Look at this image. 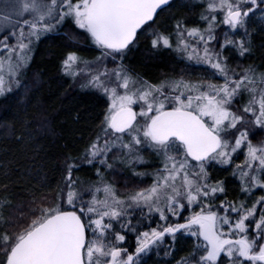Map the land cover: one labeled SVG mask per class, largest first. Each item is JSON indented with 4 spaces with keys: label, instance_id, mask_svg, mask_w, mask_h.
<instances>
[{
    "label": "snow or ice",
    "instance_id": "obj_1",
    "mask_svg": "<svg viewBox=\"0 0 264 264\" xmlns=\"http://www.w3.org/2000/svg\"><path fill=\"white\" fill-rule=\"evenodd\" d=\"M200 4L197 24L174 18L165 30L153 25L172 0H4L3 21L11 28L0 38V98L18 89L25 97L31 92L38 80L22 78L34 45L70 21L79 30L76 36L100 55L90 61L69 51L61 70L73 81L82 78L81 88L102 92L108 105L82 155L66 158L64 183L54 197H34L27 207L13 206L8 196L0 200V264H142L153 249L159 254L166 235L175 240L181 232L194 238V245L176 264H264V195L248 203L257 190L264 191V139L253 143L257 132H264V72L234 68L224 54L250 52L249 25L259 13L264 27V0ZM141 35L152 50L174 52L210 75L195 80L181 75L158 84L133 76L123 60ZM244 94L248 99L241 107L237 97ZM145 149L161 165L151 185L119 195L102 169L143 163ZM241 151L244 161L233 175L245 198L217 205L224 182H211L208 169L231 166ZM85 165L96 169L97 182L78 191L73 172ZM3 189L7 192V185ZM193 206L199 211L184 223H168ZM7 208L18 215L5 217ZM135 210L140 218L133 225ZM154 214L165 224L139 231ZM126 232L137 233L134 251L123 246Z\"/></svg>",
    "mask_w": 264,
    "mask_h": 264
},
{
    "label": "trees",
    "instance_id": "obj_2",
    "mask_svg": "<svg viewBox=\"0 0 264 264\" xmlns=\"http://www.w3.org/2000/svg\"><path fill=\"white\" fill-rule=\"evenodd\" d=\"M188 2L175 7L176 1L172 0V7L159 14L153 27L170 30L174 18L185 19L188 26L197 24L202 6ZM66 27L70 29L66 30ZM72 27L74 25L66 21L59 31L43 36L34 45L30 66L22 79L25 83L36 79L38 83L26 97L23 90L18 89L0 98V200L8 196L13 206L27 207L34 197L37 201L42 197H54L64 183L66 158L81 156L100 131V121L108 105L107 97L99 90L81 88L82 78L73 81L61 70V61L69 51H76L84 60L95 59V47L82 36L77 37L79 30ZM251 29L250 52L244 57L237 52L230 54L229 63L253 66L257 72H264V27L260 24V27ZM176 57V53L168 50H152L147 39L140 36L136 45L127 51L124 62L136 77L160 82L164 76L177 74L182 69ZM157 167L158 164L147 156V161L135 170L140 173ZM117 168L119 174L115 172L111 176L110 171L102 169L105 180L112 183V179L126 182L129 178H138L129 167L118 165ZM209 171L212 182H224L225 193L218 194L216 202L245 198L240 192L239 178L230 168L212 166ZM73 179L81 183L77 186L90 187L97 182L96 169L82 166L74 170ZM4 185H7V192ZM16 215L18 213L12 208L4 210L5 217L14 218ZM143 228H146L145 222L138 226V230ZM128 233L124 234L131 240L130 250L133 251L137 233ZM172 244L174 252L170 256L162 253L153 264H172L188 256L194 242L188 237H179Z\"/></svg>",
    "mask_w": 264,
    "mask_h": 264
},
{
    "label": "rangeland",
    "instance_id": "obj_3",
    "mask_svg": "<svg viewBox=\"0 0 264 264\" xmlns=\"http://www.w3.org/2000/svg\"><path fill=\"white\" fill-rule=\"evenodd\" d=\"M176 1V3H175V7H177V6H180V4H182V3H185V2H188L189 4L190 3H192V4H197V5H199L200 4V0H175ZM3 2H4V0H0V25H4V28H2V29H0V38H2V35L3 34H7V30H9L10 28H11V26L10 25H6L5 24V22L3 21V16L5 15V14H7L8 13V9H5V8H3L2 7V5H3ZM200 6V5H199ZM202 11V8L200 9V12ZM198 18H199V14H198ZM16 17L13 15L12 16V22L13 23H15L16 22ZM195 19V18H194ZM196 20H197V18H196ZM198 21V20H197ZM260 20H259V13H257V15L255 16V17H253L252 18V21L250 22V25H249V31L252 33V29H251V27H260ZM67 29L66 30H68V29H70V27H66ZM72 28H74V27H72ZM60 29V28H59ZM18 30V29H17ZM59 31V30H58ZM56 32V31H55ZM64 34H65V32H63ZM66 35V34H65ZM146 35V34H145ZM145 35H141V37H145ZM238 38V37H237ZM10 42H12V43H14V41H10ZM136 44H134L133 46H132V48L135 46ZM234 53H236L234 50H232V51H228L225 55L226 56H230V54H234ZM100 55V53H99V51L95 48V57H97V56H99ZM126 55H127V53H126ZM126 55H125V57H126ZM177 55V54H176ZM178 56V55H177ZM125 57H124V60H123V63H124V65L127 67V65L125 64ZM178 58V59H177ZM176 59L180 62V64H182V69L181 70H178V73L177 74H173V75H170V76H164L162 79L163 80H165V79H167V78H179L181 75H185V77L186 78H188L189 76H190V78L191 79H199V78H201V77H203V78H205V79H207L208 78V76L210 75L208 72H206L205 70H204V68L203 67H201V66H196L195 64H194V62L191 64V66H189V63L190 62H187V61H185V60H183V59H181L179 56L178 57H176ZM232 67H234V68H236L237 66H239V68H243L241 65H233V64H231V63H229ZM107 67L109 68V69H111V68H113L114 67V65L113 64H111V63H109L108 65H107ZM128 68V67H127ZM239 68H238V70H239ZM133 76H135V75H133ZM136 77V76H135ZM137 78H139V79H141L140 77H138L137 76ZM142 80H144V79H142ZM162 80V81H163ZM148 82V81H147ZM161 82V81H160ZM160 82H148V83H150V84H158V83H160ZM213 82H217V83H219L220 81L219 80H214ZM247 99H248V96H247V94H244V95H242V96H240V97H237V101H239V105L242 107L246 102H247ZM134 108L138 111L139 110V107L138 106H134ZM258 133V132H257ZM261 139H264V132H261L260 134H256V137H255V139H253V143H258ZM142 155H143V157H144V162L143 163H145V161H147V156L148 157H150V158H152V160L154 161V163H156V164H158V166L160 167L161 165H160V160H159V158L151 151V150H148V149H145V150H143L142 151V153H141ZM147 155V156H146ZM243 161H244V154H243V152L241 151V152H238L235 156H234V159H233V163H232V165L231 166H225V167H228V168H230L233 172H234V170H235V168H236V165L237 164H242L243 163ZM140 164H142V163H137V164H135V166L134 167H132V166H128V165H124V164H116L115 166H114V168L112 169V170H110V176H111V173H112V175L116 172V173H118L119 174V170H118V168H117V166L118 165H120V167L122 166V167H125L126 169H131V170H129V171H135L136 172V170H135V168L138 166V165H140ZM212 166H217V167H221L220 165H216V164H214V165H212ZM212 166H210V167H212ZM127 167H129V168H127ZM159 167H157V168H159ZM209 167V168H210ZM155 170L156 169H153V170H150V171H144V172H141L140 171V173H144L145 175H140V176H138V178H129V180L128 181H119V179H117V180H113L112 179V183L111 184H113L114 185V187H115V189H116V191H117V193L119 194V195H121V196H124V195H126L127 193H129V192H131V191H135V190H138V189H140V188H147V187H149L150 185H151V183H152V181H153V176H152V173L153 172H155ZM208 171H209V169H208ZM209 174H210V171H209ZM211 178V177H210ZM237 178H238V174H237ZM107 181V180H106ZM107 182H109L110 183V181H107ZM211 182H212V180H211ZM77 183H80L79 181H77ZM214 183V182H213ZM80 185H81V183H80ZM77 186V185H76ZM87 188H89V187H87ZM87 188H84V186L82 185V186H77V190L78 191H81V190H83V189H87ZM101 196L103 195L102 193L100 194ZM260 195H264V191H260V190H257L256 192H255V195L254 196H260ZM90 198V196L87 194V193H85V199H89ZM253 201V200H252ZM252 201H250L249 200V202H250V204L252 203ZM215 203L218 205L220 202H216V200H215ZM249 204V205H250ZM146 211V210H145ZM194 211H199V207H196V206H193L192 208H186V209H184L182 212H181V215L179 216V217H169V221H168V223H184L185 222V218L186 217H188L189 215H191L192 214V212H194ZM132 223H134V225H136L137 224V220L140 218V212H139V210H135L134 212H133V215H132ZM143 222H145V225H146V228H143L144 230H149V228L150 227H157L158 225H164L165 224V222L164 221H160L159 220V216L157 215V214H154L152 217H151V221L149 222L148 220H144V221H142V223ZM141 223V224H142ZM140 224V225H141ZM140 225H138V226H140ZM12 229V228H11ZM10 229V230H11ZM144 230H142V231H144ZM131 232H129L128 234H130ZM135 234H136V232H134ZM181 238V237H188V238H190V240L192 241V242H194V238H192V237H190V236H188V235H186V234H183L182 232L181 233H177L176 234V237H175V240L177 239V238ZM174 240L172 239V237H170V236H165V238H164V241L162 242V244L160 245V248H159V250L161 249L162 251H160V254H158L157 255V250L156 249H153V251L152 252H150L147 256H144L143 257V259H142V264H153V261H154V259L156 258V257H158V256H160L162 253H164V251H165V249H169V248H172L173 247V244H172V242H173ZM130 242H131V240L130 239H127L125 242H124V244H123V246L125 245V244H127V245H129L130 244ZM134 249H135V245H134ZM134 249H133V251H134ZM164 250V251H163ZM160 259V258H159ZM156 262H154V264H155ZM157 264V263H156ZM159 264H161V263H159ZM172 264H176V260H175V262L174 263H172Z\"/></svg>",
    "mask_w": 264,
    "mask_h": 264
},
{
    "label": "flooded vegetation",
    "instance_id": "obj_4",
    "mask_svg": "<svg viewBox=\"0 0 264 264\" xmlns=\"http://www.w3.org/2000/svg\"><path fill=\"white\" fill-rule=\"evenodd\" d=\"M248 203L250 204L249 201H248ZM128 238H129V237L126 236V240H127ZM124 247H127V248L129 249V251H131V250H130V248H131V242H130L129 245L125 244Z\"/></svg>",
    "mask_w": 264,
    "mask_h": 264
},
{
    "label": "bare ground",
    "instance_id": "obj_5",
    "mask_svg": "<svg viewBox=\"0 0 264 264\" xmlns=\"http://www.w3.org/2000/svg\"><path fill=\"white\" fill-rule=\"evenodd\" d=\"M129 172V171H128Z\"/></svg>",
    "mask_w": 264,
    "mask_h": 264
}]
</instances>
